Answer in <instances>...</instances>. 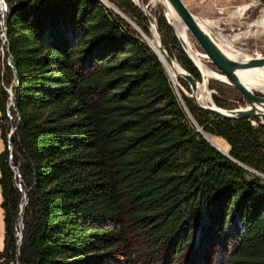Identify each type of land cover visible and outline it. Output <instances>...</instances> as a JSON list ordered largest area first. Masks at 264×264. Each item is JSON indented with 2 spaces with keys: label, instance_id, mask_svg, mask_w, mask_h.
I'll list each match as a JSON object with an SVG mask.
<instances>
[{
  "label": "trees",
  "instance_id": "16d2710c",
  "mask_svg": "<svg viewBox=\"0 0 264 264\" xmlns=\"http://www.w3.org/2000/svg\"><path fill=\"white\" fill-rule=\"evenodd\" d=\"M112 1L149 36L131 1ZM4 3L0 264H131L139 255L148 264L161 254L170 264L185 247L190 262L216 238L230 246L224 264H264V121L221 119L178 96L142 35L100 1ZM156 24L168 55L200 81L166 17ZM199 129L223 139L228 156Z\"/></svg>",
  "mask_w": 264,
  "mask_h": 264
},
{
  "label": "rangeland",
  "instance_id": "374dc122",
  "mask_svg": "<svg viewBox=\"0 0 264 264\" xmlns=\"http://www.w3.org/2000/svg\"><path fill=\"white\" fill-rule=\"evenodd\" d=\"M106 1L110 5H112L113 7L117 8L113 4L114 2L112 0H106ZM142 1L145 5H147L149 13L155 19L157 17H159L160 15L165 16L167 19L168 8H167L166 3L164 4L163 0H155V2H153L152 0H142ZM183 2L187 6V8L190 10V12L196 18H199L202 20H211V21L215 22L214 25L208 29L211 38L215 42H217L219 44L221 43V44H223V46H226L227 43L231 44L233 46V48L235 50H237L238 52L243 53L245 55H249V56L251 55V57L252 56L253 57L264 56V26H260L257 24V22L260 21L262 19V16L264 15V0H259V4L257 5V7H255L248 14L241 15V16L236 15L233 7L229 6L231 4L236 5L238 3H234L233 1H229V0L224 2L223 6H225V9L222 12H219L218 8L216 7L217 3L215 0H183ZM0 7H1V4H0ZM142 15L144 16L143 13H142ZM0 19H1V11H0ZM131 21H133V20H131ZM166 21H168V19ZM150 28H151V26L149 24V29ZM173 29L174 28H172V30ZM173 33H174V35L176 34V36H177V33L175 30H173ZM150 34H151V31H150ZM150 34H149V36H150ZM187 35H188L189 41L192 44V46L194 47V49L197 50L200 54H202L201 49L199 48L197 43L194 41L192 36L188 32H187ZM149 36H142L144 42L147 44H149V41H148ZM159 38H160V36H159ZM160 40H161V38H160ZM0 42H1V44H0V47H1L3 45H2V41H0ZM180 48L182 49L181 45H180ZM171 50L174 54H177L176 49L171 48ZM0 52H1V58H4L3 50ZM184 53L186 54L187 52H184ZM173 59H174V61L176 60L175 58H173ZM203 61H204L205 65L210 70H212L213 72H216L215 68L213 67V65L208 60L203 59ZM169 77H170V75H169ZM170 79H171V77H170ZM180 80H182V79H180ZM182 81L185 83V86L181 85V83H180V85L187 92L191 93V87L189 85H187V83L184 80H182ZM202 82H203V78L201 76V80L199 81V83H202ZM249 82L251 84H255L253 80H249ZM2 84L3 83H0V86ZM209 84H210V86H209ZM207 87H208V91L210 93L211 101L213 104H215V103L213 101L212 96L216 95L222 102H227V103L231 102L234 105H236V107L234 109L240 108V107L243 108L246 106V103L243 100V98L240 96V94L232 86H229V85H227V84H225V83H223L217 79H210L208 81ZM173 89L181 97V94H183V92L180 89V87H177L174 84ZM255 93L259 94V93H264V92L256 91ZM184 96L187 97L186 95H184ZM187 98L190 99L189 97H187ZM190 101L192 103H194V105L197 104L196 101L193 99H190ZM6 109H7V107H6ZM221 109H224V108H221ZM225 110H229V109H225ZM15 117L10 116V118L12 120V125L14 123V120H16ZM218 139L225 142L221 138H218ZM3 239H4L3 217H2V211L0 209V250H2V248H3ZM139 241H141V240H139ZM208 241H210V240H208ZM140 246L141 245L137 246V250H140V248H141ZM200 249H201L200 245H199V247L197 246L196 252H195V254H193L194 257L189 262L190 258L188 256V253L190 252L189 251L190 247H185L182 250V252L179 253V255L177 257H175L174 259L171 257L170 264H224L225 254L229 251L230 246L226 252L225 247L223 246L220 239L216 238V239H213L212 245H208L207 241H206L202 244L201 251H200ZM212 249H214V251H212ZM133 251H136V249ZM196 253H197V255H196ZM10 264H12V263H10ZM131 264H147V263L145 262L144 258L141 255H139L137 257L135 256L134 262ZM148 264H165L164 257L161 254V255L157 256L156 258H153Z\"/></svg>",
  "mask_w": 264,
  "mask_h": 264
},
{
  "label": "water",
  "instance_id": "95a60500",
  "mask_svg": "<svg viewBox=\"0 0 264 264\" xmlns=\"http://www.w3.org/2000/svg\"><path fill=\"white\" fill-rule=\"evenodd\" d=\"M97 1H100L107 8L112 9L114 12L119 14L122 18H124L127 22H129V24L131 26H133L142 36H145L141 32L139 27L133 21H131V19H129L126 15H124L122 12H120L117 8L110 5L106 0H97ZM129 1H131L144 14V16L146 17L150 26L154 25L155 32L159 37L156 19L149 13L147 5L141 4V6H139L133 0H129ZM163 1H164V4L166 3L169 6V8L173 11V13L177 16V18L181 21V23L185 27V30L192 36L194 41L197 43V45L201 49L202 54L204 55L206 60H208L213 65V67L216 70V73H218L224 77L225 81H221V82H223L229 86H232L240 94V96L243 98V100L246 103V106L243 108L240 107V108L230 109V110L221 109V108L217 107L215 104H213L214 106H210V105L201 106V105H197V104H195V105L201 111L206 112L208 114H211L215 117L225 119V120L236 121V120H255V119H257V120L264 121V93L258 94V93L252 92L246 85H244L241 82V80L239 79L238 74H237V72L240 70H250V69H255V68H263L264 67V56H262V57H256V56L251 57L250 59L245 60V61H237V60H233V59L229 58L217 46V44L211 38V36L209 34H207L200 27L197 18L190 12V10L187 8V6L183 3L182 0H163ZM139 2H141V0H139ZM0 4H1V7H0V11H1L0 27H1L3 37H4V41H5L6 35H5V28H4V17L6 14V5L4 3V0H0ZM167 23L169 24L168 21H167ZM175 36H176V34H175ZM176 38H177L179 44L181 45L182 50L184 51L183 43L179 40V38L177 36H176ZM159 41H160V45L164 49L160 38H159ZM146 45L154 53V51L151 49L150 45L147 43H146ZM164 53H165V49H164ZM157 58H158V56H157ZM171 59H173V58H171L167 53L165 55L166 63L170 64ZM159 61L163 65V67H164V69H165V71L169 77V74L166 70L165 64L160 59H159ZM190 61L195 66V68L198 70L197 66L193 63V61L191 59H190ZM8 64L12 67V62L10 60H8ZM198 72H199V70H198ZM199 74H200V72H199ZM181 77H182V80H184L187 83V85H189L192 89H195V86L197 84V80L190 73H188L185 69H183L182 67H181ZM169 79H170V77H169ZM170 81H171V79H170ZM14 82H15V86H16L17 85V74L16 73H14ZM171 84H172V87H174V83L172 81H171ZM177 95H178V93H177ZM209 95H210V93H209ZM180 101H181V99H180ZM181 103L184 106L182 101H181ZM11 110L15 111L13 92H11L10 104L7 108V113H9ZM16 120L17 121L19 120L18 114H16ZM17 125H18V123H17ZM199 132L201 133L203 138L210 143V141L206 137V134L204 132H202L200 129H199ZM211 145L215 149H217L221 154L228 156V153L225 154L221 150H219L217 147H215L213 144H211ZM23 210L24 209L22 208L21 213L23 212ZM17 228L19 229V232L17 234L18 246H20L21 241H22V229H23V227L21 225L20 217L18 218V221H17Z\"/></svg>",
  "mask_w": 264,
  "mask_h": 264
},
{
  "label": "bare ground",
  "instance_id": "6f19581e",
  "mask_svg": "<svg viewBox=\"0 0 264 264\" xmlns=\"http://www.w3.org/2000/svg\"><path fill=\"white\" fill-rule=\"evenodd\" d=\"M137 5L141 6L145 5L143 1L139 2V0H133ZM155 2V0H152ZM167 5V4H166ZM168 12H167V19L169 24L174 28V30L177 33V37L179 40L183 43L184 51L187 52L186 54L188 57L193 61V63L197 66L202 78L203 82L199 83L197 81V84L195 86V89L191 88V93L187 92L181 85H180V79L181 77V66L180 64L174 59H171V63L168 64L165 61V55L167 52L162 48L160 45L159 37L155 32L154 25H151L150 31L151 34L148 37V41L150 44L151 49L154 51V53L159 57V59L165 64L166 70L168 74L171 77V81L177 86L180 87L183 94L189 97L190 99H193L196 101L198 105L205 106L210 105L214 106L210 95L208 91V81L210 79H217L219 81H225L224 77L216 72H213L210 70L204 63L203 59H206L203 54H200L197 50L194 49L192 44L189 41L187 31L185 30V27L181 23V21L177 18V16L173 13V11L169 8L167 5ZM243 9H239L238 13L241 16ZM233 16V15H232ZM235 17V16H234ZM198 23L200 27L209 34L208 29L214 25V21L211 20H202L197 18ZM258 25L264 26V15L262 16V19L257 22ZM210 35V34H209ZM217 46L225 53L229 58L237 61H245L251 58V55H245L243 53L238 52L233 48L231 44H226V46H223V44H219L215 42ZM253 57V56H252ZM260 57V56H256ZM239 79L241 82L246 85L252 92L256 91H262L264 92V67L263 68H255L250 70H240L237 72ZM249 80H253L255 84H251ZM207 135V134H206ZM207 139L210 141L211 144H213L215 147H217L219 150H221L223 153H228V145L227 143L223 142L222 140L207 135Z\"/></svg>",
  "mask_w": 264,
  "mask_h": 264
},
{
  "label": "built area",
  "instance_id": "2783aa9c",
  "mask_svg": "<svg viewBox=\"0 0 264 264\" xmlns=\"http://www.w3.org/2000/svg\"><path fill=\"white\" fill-rule=\"evenodd\" d=\"M217 5L216 7L218 8L219 12H222L225 9V6H223L224 2L227 0H215ZM229 1H233L234 3H238V4H231L229 5L230 7H233V9L235 10L234 12L236 13V15H240L238 13L239 9H243L242 14L241 15H246L249 12H251L255 7H257V5L259 4V0H229ZM0 40L2 41V45L5 44L4 41V37H3V33H1L0 35ZM2 47H0V51H2ZM15 85V82L13 81L12 86ZM12 86H10L9 88H6V92L8 94V100H7V104L6 107L8 108L9 104H10V96H11V92H12ZM7 110V109H6ZM16 119V117H15ZM10 125H12V120L10 119ZM14 128L11 127L7 133V139L10 138L11 134L13 133Z\"/></svg>",
  "mask_w": 264,
  "mask_h": 264
},
{
  "label": "crops",
  "instance_id": "0c3cea01",
  "mask_svg": "<svg viewBox=\"0 0 264 264\" xmlns=\"http://www.w3.org/2000/svg\"><path fill=\"white\" fill-rule=\"evenodd\" d=\"M183 1V0H182ZM184 3V2H183ZM4 148V144H3V141L1 139V135H0V152L3 150ZM0 203H1V193H0Z\"/></svg>",
  "mask_w": 264,
  "mask_h": 264
}]
</instances>
